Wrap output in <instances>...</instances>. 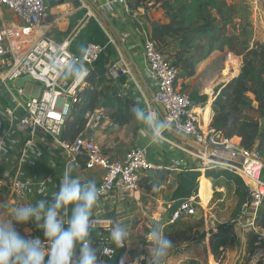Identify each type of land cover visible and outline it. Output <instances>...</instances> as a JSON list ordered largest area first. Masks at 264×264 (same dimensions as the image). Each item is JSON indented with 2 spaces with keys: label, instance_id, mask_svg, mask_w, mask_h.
Returning <instances> with one entry per match:
<instances>
[{
  "label": "built area",
  "instance_id": "2783aa9c",
  "mask_svg": "<svg viewBox=\"0 0 264 264\" xmlns=\"http://www.w3.org/2000/svg\"><path fill=\"white\" fill-rule=\"evenodd\" d=\"M76 1L78 7L72 2L67 5L73 13L84 11L85 14L73 31L62 40H57L52 29L58 19L48 22L45 0H0V15L5 10L17 16L22 27L32 31L29 35L21 30L8 35L0 27V194L4 198L3 205L11 202L15 208L45 197L51 199L64 175L74 177L69 172L70 165L82 163L87 171L100 169L104 172L97 184L98 201L116 190L136 192L142 175L160 169L148 160L146 146L131 148L123 158H113L104 151L92 134L104 117L99 107L83 113V131L73 141L60 139L74 105L82 100L81 94L88 86L86 78L92 66L100 57L106 58L108 49H111L116 58L109 66L105 64V77L115 90V97L122 100L131 98L130 109L134 113L137 107L155 112L152 106H163L166 114L162 119L170 125L164 132H173L205 149H211L210 153L200 152L187 148L189 146L185 143L179 145L165 139L159 142L192 155L206 168H222L243 179L248 194L242 205L241 218L248 226L256 227L255 220L264 199V163L256 149L244 150L228 139L214 137L213 130L204 125V107L195 106L191 95L180 91L179 69L150 37L144 38L135 55L152 93L151 101L146 100L121 53L125 37L115 39L102 23V15L95 13L83 0ZM125 2L128 0H110V4ZM91 19L102 29L107 40L104 45L89 43L81 57L75 56L69 50L70 44ZM70 62L82 64L87 69L83 79L63 75ZM26 79L38 83L42 87L41 93L38 97L19 100L23 91L16 88L15 83ZM66 106H70L67 117L63 115ZM152 143L156 145L157 142ZM221 151L228 152L230 159L219 157L217 154ZM55 159L62 166L60 172L53 177L41 173L39 168L44 160L48 163ZM55 167L51 163L49 168L54 170ZM195 209L193 199L181 201L171 214V222L193 216ZM110 221L115 220L92 214L90 232L108 233ZM21 231L42 233L32 222L21 225ZM98 248L99 261L111 260L116 256V250L124 249L110 244Z\"/></svg>",
  "mask_w": 264,
  "mask_h": 264
},
{
  "label": "crops",
  "instance_id": "0c3cea01",
  "mask_svg": "<svg viewBox=\"0 0 264 264\" xmlns=\"http://www.w3.org/2000/svg\"><path fill=\"white\" fill-rule=\"evenodd\" d=\"M83 1L88 4L87 0ZM94 1L98 9L92 10L99 15L106 14L111 25L119 32L120 37H125L123 46L132 55L136 65L130 63L122 46L121 53L129 63L131 72L141 87L145 99L150 102L152 99L151 89L135 55L144 38L150 37L151 29L157 24L168 23L169 18L163 17L162 13V17L156 15L157 18H155L141 13V11L128 10L126 2L110 4V0ZM62 8H67L68 11ZM47 13L48 22L58 19L52 29L57 40L65 38L82 19L80 16L76 17L78 12L73 13L67 4H56L52 9H47ZM102 19L104 20V18ZM74 22H76L75 25ZM0 27L8 35L20 30L26 35L32 32L22 27L17 16L5 10L0 15ZM107 27L117 39L108 24ZM174 45L176 47V42L170 41L168 50H174ZM115 58L116 53L109 49L106 54V65L109 66ZM16 83L15 87L22 88L23 91L25 82L20 87ZM213 97L214 93L208 100L210 103L207 102L203 105L204 114L207 105L212 112L210 116L204 115V125L210 129L213 116L211 107ZM27 98L31 97H25L23 92L19 100ZM152 109L158 113L160 119L163 118V114L157 106H152ZM123 126L134 129L131 148L146 146L148 160L159 166L160 169L142 175L139 189L136 192L124 193L121 190H116L98 201L92 211L94 215L114 219L129 233L126 247L120 250V254L115 257V264H121V260H123V264H148L147 237L155 226H158L165 235L169 236L175 245L165 264H244L248 258L247 250L250 247L264 244V229L248 226L241 218L242 205L248 194L243 179L222 168H206L197 158L175 147L159 143L153 144L154 140L148 135L146 126L135 118ZM100 130V128H95L92 131L94 139L99 144L103 142ZM163 136L165 140L172 143L184 144V138L173 132L166 131ZM233 141L239 143L237 138H234ZM128 151L123 153L105 152L113 158H123ZM51 163L56 166V169L49 168ZM60 169L62 166L58 159H55L54 162L50 160L48 163L44 160L39 168L41 173L48 177L51 175L53 177L55 173L60 172ZM69 172L74 177L81 179L82 182L94 180L96 185L104 174L100 169L87 171L82 163L70 165ZM158 176L162 177L160 181L157 179ZM186 199H193L195 202V214L172 223V212L181 201ZM2 206L3 201L1 200L0 207ZM10 208L13 209L12 206ZM97 249L99 259L100 251L99 248ZM263 250L264 248L256 251L257 254L253 258L260 255ZM100 264H106V261L101 260Z\"/></svg>",
  "mask_w": 264,
  "mask_h": 264
},
{
  "label": "trees",
  "instance_id": "16d2710c",
  "mask_svg": "<svg viewBox=\"0 0 264 264\" xmlns=\"http://www.w3.org/2000/svg\"><path fill=\"white\" fill-rule=\"evenodd\" d=\"M192 1L196 4L197 20L186 24L187 17L185 13L188 11V7L184 6L175 14H170L172 10L170 6L167 7L168 11H166L169 22L157 24L150 32V38L165 52L170 48V41L176 42L177 45L174 54H171L172 57H166L175 67L186 71V78L193 76L195 60L202 57V54L191 57L193 58L192 62L185 66L187 60L185 56L192 54L194 50L199 51L201 49V47L194 45V42L205 39L210 42L216 39L214 35L216 30L212 25L214 19L209 22L203 16V13L208 11L210 4H212V9L218 10L215 4L212 3L213 0ZM143 3V0H128L127 7L131 11H137ZM191 17V14L188 15V18ZM102 23L108 29L103 19ZM106 40L107 38L102 29L91 19L73 39L69 50L73 55L81 57L87 44L104 45ZM105 64L106 58L100 57L92 66L90 75L86 78L88 86L84 88L81 94V102L74 105L67 118L60 135L61 140L73 141L83 131V113L94 109L101 98V92L97 89V80L104 78ZM191 98L193 100L195 97L191 96ZM213 98L211 104L213 116L210 127L214 132V137L228 139L244 150L255 148L264 163V45L256 44L251 49L246 50L239 75L228 80L227 83L216 90ZM116 99L121 103L122 111L116 113L114 123L122 126L135 118L134 112L130 109L133 102L131 98ZM205 100L204 98L201 103H204ZM234 138H237L239 143L234 142ZM263 177L264 170L262 172ZM255 226L264 229V199L261 202ZM24 236L44 239L43 233L37 231L24 233ZM107 236L108 233L104 231L92 232L91 238L94 246L96 248L104 244L115 246L108 241ZM120 252V250H116L115 257ZM115 257L106 260V264H115Z\"/></svg>",
  "mask_w": 264,
  "mask_h": 264
},
{
  "label": "clouds",
  "instance_id": "9594fccd",
  "mask_svg": "<svg viewBox=\"0 0 264 264\" xmlns=\"http://www.w3.org/2000/svg\"><path fill=\"white\" fill-rule=\"evenodd\" d=\"M86 74L87 69L82 64L70 62L63 75L81 80ZM69 111L70 106H66L63 115L67 117ZM134 116L146 126L155 142L164 139V130L170 125L160 119L158 113L137 107ZM99 198L94 180L81 182L66 174L51 199L45 197L13 208L11 219L0 221V264H100L90 232L92 211ZM29 222L42 231L43 240L22 236L16 230L17 225ZM109 224L108 241L125 248L128 231L116 221ZM147 242L148 264H165L175 247L158 226L153 227Z\"/></svg>",
  "mask_w": 264,
  "mask_h": 264
},
{
  "label": "rangeland",
  "instance_id": "374dc122",
  "mask_svg": "<svg viewBox=\"0 0 264 264\" xmlns=\"http://www.w3.org/2000/svg\"><path fill=\"white\" fill-rule=\"evenodd\" d=\"M143 2L139 11L155 18H157L156 15L161 16L162 13L163 17L168 19L166 16L167 7L171 6L170 14H175L176 11L187 6L186 24L198 19L195 11L196 4L192 0H143ZM212 3L218 10L212 9V4H210L208 11H205L203 16L209 22L214 19L212 25L216 30L214 33L216 39L210 42L206 39L194 42V45L201 47V49L199 51L194 50L192 54L185 56L187 59L185 66H187L192 62L193 58L191 57L202 54V57L195 60L194 73L191 78H186V71L179 69V89L181 92L195 97L193 101L196 106L206 104L222 84L239 75L246 50L251 49L256 44L264 45V0H213ZM52 8L53 6H48L49 10ZM62 9L68 11L67 8ZM84 14V11H79L76 17L82 18ZM190 14L192 17L188 18ZM174 50L166 51L165 55L170 57L171 54H174ZM41 89L42 87L38 83L25 82L23 86L24 96L38 97ZM97 89L101 92V98L96 107L101 108L104 112L102 122L96 127L101 129L100 132L102 131L103 142L100 145L104 151L109 153L112 151L126 152L131 148L134 129L114 123L116 113L121 112L122 108L121 103L115 97V90L111 88V83L105 76L97 80ZM204 98L206 99L205 102L201 103ZM205 114L206 116L212 114L208 105ZM108 137L111 141L108 140ZM157 179L160 181L162 177L158 176ZM3 199L1 198L0 201ZM11 206L13 204L8 202L6 206L0 207V221L11 219ZM16 230L24 236L21 225H17ZM263 246L264 244L258 247H250L247 250L248 258L244 264H249L251 260V264H264V250L260 255L253 258L257 254L256 251L263 249Z\"/></svg>",
  "mask_w": 264,
  "mask_h": 264
},
{
  "label": "water",
  "instance_id": "95a60500",
  "mask_svg": "<svg viewBox=\"0 0 264 264\" xmlns=\"http://www.w3.org/2000/svg\"><path fill=\"white\" fill-rule=\"evenodd\" d=\"M70 2H72L73 5H74L75 7H78V6H79V5H78V2H77L76 0H45V5H46V7L48 8V6H55L56 4H57V5H60V4H68V3H70ZM87 2H88V4H89L94 10H97V9H98V7H97V5H96V3H95L94 0H87ZM102 18H104V20L106 21V23L109 25L110 29L115 33L116 38H117V39L120 38V34H119V32L115 29V27H113V26L111 25V23H110V21H109L107 15H106V14H102ZM122 48H123V50H124V52H125V54H126L128 60L130 61V63H131L132 65H136V63H135V61H134V58H133L132 55L129 53V51H127V50L125 49L124 46H122ZM24 82H30V79H26L25 81H18L16 84H17L18 87H20ZM157 108L159 109V111H161V113H162L163 115L166 114V111H165V109H164L163 106L158 105ZM183 142H184L187 146H189V147H191V148H193V149H195V150H198V151H200V152H205V151L208 152V153L212 152L211 149H205L203 146L198 145V144L194 143V142L191 141V140H186V139H184ZM217 155H218L219 157L224 158V159H227V160L230 159V154H229L228 152H222V151H221V152H219Z\"/></svg>",
  "mask_w": 264,
  "mask_h": 264
}]
</instances>
